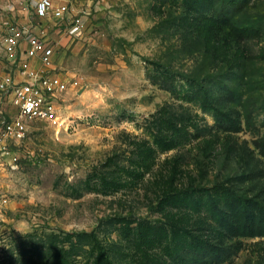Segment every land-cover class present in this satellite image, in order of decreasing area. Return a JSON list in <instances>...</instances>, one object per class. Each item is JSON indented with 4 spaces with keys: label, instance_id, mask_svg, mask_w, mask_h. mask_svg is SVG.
Instances as JSON below:
<instances>
[{
    "label": "rangeland",
    "instance_id": "obj_1",
    "mask_svg": "<svg viewBox=\"0 0 264 264\" xmlns=\"http://www.w3.org/2000/svg\"><path fill=\"white\" fill-rule=\"evenodd\" d=\"M35 3L0 79L9 23L72 84L0 165V264H264V0H75L80 37Z\"/></svg>",
    "mask_w": 264,
    "mask_h": 264
},
{
    "label": "built area",
    "instance_id": "obj_2",
    "mask_svg": "<svg viewBox=\"0 0 264 264\" xmlns=\"http://www.w3.org/2000/svg\"><path fill=\"white\" fill-rule=\"evenodd\" d=\"M35 1L36 17L51 18L56 20V25L70 24L72 34L82 36L85 25L83 18L74 13L75 0H60L58 4L55 0ZM6 25L3 49L10 71L0 79V92L9 98L13 109L10 120L0 128V165L10 155V145L22 142L32 123L61 125L57 103L72 84L53 73L55 50L44 37L27 26ZM6 203V198L0 195V207Z\"/></svg>",
    "mask_w": 264,
    "mask_h": 264
},
{
    "label": "trees",
    "instance_id": "obj_3",
    "mask_svg": "<svg viewBox=\"0 0 264 264\" xmlns=\"http://www.w3.org/2000/svg\"><path fill=\"white\" fill-rule=\"evenodd\" d=\"M241 41L243 42L244 46L246 47V49L252 53V54H255L253 53V44H252V41H253V36L250 35V34H242L241 35ZM49 241L46 239V242Z\"/></svg>",
    "mask_w": 264,
    "mask_h": 264
},
{
    "label": "crops",
    "instance_id": "obj_4",
    "mask_svg": "<svg viewBox=\"0 0 264 264\" xmlns=\"http://www.w3.org/2000/svg\"><path fill=\"white\" fill-rule=\"evenodd\" d=\"M59 3H60V0H59ZM11 109H13V108L11 107Z\"/></svg>",
    "mask_w": 264,
    "mask_h": 264
}]
</instances>
